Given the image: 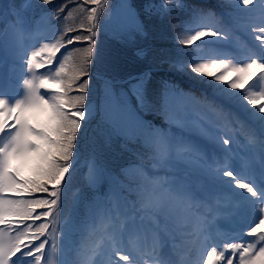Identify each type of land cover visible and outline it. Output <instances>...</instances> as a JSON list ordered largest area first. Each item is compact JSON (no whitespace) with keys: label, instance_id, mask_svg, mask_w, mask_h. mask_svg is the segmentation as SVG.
<instances>
[{"label":"rangeland","instance_id":"1","mask_svg":"<svg viewBox=\"0 0 264 264\" xmlns=\"http://www.w3.org/2000/svg\"><path fill=\"white\" fill-rule=\"evenodd\" d=\"M39 1L0 0V34L6 43L5 45L0 42V72L7 75L5 78L7 89L0 94V97L7 98L6 103L8 104H15L26 98V80L38 83L42 76L48 77L50 80L63 79L66 75H71L76 68L82 67L85 74L76 81L68 95L71 97L83 96L85 110L89 109L86 110V117L81 118L82 126L78 134L81 131L83 134L77 135L74 155L69 161V172L66 173L65 180L59 186V200L64 199L66 202L58 204V200L55 212H53L54 209L48 210V215L53 212L51 219L45 222L37 220L45 210L42 209V212H38L39 207L34 209L33 218L23 221L25 226H28V235L21 242L28 243L29 241L24 240L32 239L33 233H36V237L41 235L37 232L41 225L45 226L43 230L50 225L57 230L62 224L67 223L64 225L68 228L65 230L67 234L78 233L76 229L70 227V222L82 223L80 214L81 212L85 213V209L77 208L68 197L73 196L72 199L74 201L77 199L79 206H82L89 198L94 199L99 195V192L96 194L99 189L106 190L108 188L111 190L105 174L112 171L127 173L125 176L129 181L140 180L144 177L142 187L149 194H145L144 204L138 203V206L133 208L124 200L112 195L113 208H109V213L103 216H113L119 213L124 226L119 227L113 218L107 219L105 222L108 223L109 228L107 231L103 229V232L111 239H108V242L111 241L112 244L118 246L107 244V241H104L98 232L100 235L89 243L91 247L86 246L88 255L86 252V254L82 253L85 264H92L93 260L89 258L93 257V254L103 263L105 256L93 253L92 250H99L102 253L105 249L113 250L116 255L119 253L117 257L106 256L109 264H126L133 263V261L138 263L139 261L121 249L119 242L116 241L119 234L126 235L133 242L136 241V231L140 230V225L144 230L147 228L146 225L151 227L152 223L156 224L170 234L174 241L180 237L187 239L190 235H194L195 238L198 237L197 242H199L204 236L200 231L201 224L198 221V215L194 214L187 202V199L191 200L193 183L198 188L202 187L207 197L223 196L224 200H227L225 205L218 204V207L222 206L229 212L226 216L234 215L235 217L232 220L218 218L215 224L222 223L227 226L228 223H231V225H235L238 221L250 229L259 218H264L262 210L264 201L261 200L264 199V123L252 116L251 113L256 111V108L239 95V93L244 95L259 94L264 91V80L257 76L250 80L243 89L232 90L230 84L226 82H216L207 75L193 71L195 66L208 64L212 60H222L231 65L242 66L250 62L252 58L259 57L261 54L260 41L255 37L264 35V33L256 31L264 27V0H252L247 5L243 3V0H238L239 4L224 2L226 0H215L216 6L222 10L223 8H237L241 5L245 7L246 11L245 14L235 15L234 12L225 10L226 12L222 16L226 18V21H220V24L213 20H200L197 24L194 23L193 26L184 28L180 21L190 17L193 12L182 13L181 17L170 14L169 21L160 22L168 21L163 26L166 30L158 32L162 30L153 28V35H158V39L163 41L176 38L174 39L176 43H157L154 47L155 51L145 50L144 47L147 43L140 42L136 10H133V17L136 20L133 23L122 22L119 15L116 14L124 6V2L128 3L126 0H98L95 3L93 0H82L77 4L75 0H69L64 4V0H51V2H57V5L63 4L59 11L62 14L61 21H64L70 30L68 34L64 31L60 33L58 28L49 29L47 24L42 23L27 31L17 22L16 5H20L22 10L28 9L31 12L35 7L40 8L37 3ZM130 1L132 5L128 3V7L136 8L132 0ZM178 2H181L182 5L185 4L181 0ZM6 15H11L13 19L7 17V20L11 19L16 25H2ZM217 15L220 16V13H216V17ZM175 17H177L180 27L175 24ZM204 21H207L208 24H204ZM198 31H214L218 35L215 37L205 36L193 41L197 44L195 48L199 50L196 54L198 58L195 59L196 61L199 59V61L195 62L192 60L194 49L188 45L192 43H189L191 37ZM84 36L91 37V39L86 41L83 39ZM149 43L152 44V41ZM142 45H144L142 47L144 49L140 51L138 48H141ZM46 46L47 49L56 47L59 50L55 62L51 65V70L48 66L30 70L26 66L27 57L32 51H40ZM89 48L92 49L91 55L88 54ZM47 49L40 59L47 57ZM156 49L158 50L156 51ZM7 53L11 54L7 55ZM126 55L132 57L131 60L124 61L123 58ZM180 55L188 56V62L181 64L180 58H178ZM165 60L169 63L152 66L154 63ZM173 63L178 64L173 65ZM61 68L64 71L61 72L60 77H56V71ZM143 68L146 69L144 72ZM159 68L179 74L187 81V84L208 89L212 97L219 98L218 103L221 111L203 106L190 98H183L184 95L177 92L180 91V84L175 83L174 79L165 83L152 77L154 71ZM148 69H151V72ZM203 71L219 74L222 69L206 67ZM131 73L138 74L125 79ZM146 73L150 74L146 75L147 78L144 75ZM227 75L229 80L235 78V73L232 71H229ZM84 81L88 82V87L81 92L79 85ZM40 92L46 98H51L53 95L51 92H45L44 89H40ZM168 97L176 103V108L171 107ZM261 103H264V100L257 101L258 105ZM113 104L126 110L132 109L135 116L133 115L131 120L129 118L121 124L120 121L114 120L110 116L108 108ZM164 124L174 125L183 131L187 138L180 137L179 134L172 138L168 135L163 137L161 134H157L156 140L159 141L157 154L149 143L153 142V138L146 140V144H141L138 141L139 138L147 139L151 127H160ZM92 135L93 138L86 139V136L91 137ZM121 135L134 137L135 141L118 140L117 137ZM224 140H228L229 143L225 145ZM107 141L111 142L108 146L106 145ZM116 142L118 145L115 144ZM7 143L6 135H0V146H5ZM81 145L84 148H81ZM95 147L101 153L93 156ZM87 149L92 152H86ZM154 154L160 156L159 160H154ZM96 159L100 160L99 167L103 172L102 179L99 181L95 176ZM140 169L145 172L139 173ZM229 171L234 173V176L230 177L225 174ZM190 175L192 181L187 179ZM236 179L253 186L258 193L257 196H252L246 189L239 188ZM116 181L119 182V180ZM146 181H150V183ZM80 185L91 187L92 193L79 191V189H77L78 193L75 192ZM51 190L52 187H49V192L46 195H40L39 198L36 196V200H51L49 199ZM104 194L108 195V191H105ZM200 194L204 195L202 192ZM1 196L6 200H19L11 191H5L0 194V198ZM236 197L246 198L247 201L235 206L231 203V199ZM125 198L128 200L127 196ZM30 201L32 200L30 199ZM256 201L259 202L254 205ZM157 202L165 211H154L150 207ZM125 209L126 215H123L122 211ZM123 216L126 221H123ZM4 219L7 223L0 224V227H9L11 241H14L19 228L13 224L21 223L20 219L12 224H9L13 221L10 216H5ZM259 229H264V226L257 230ZM77 235L80 236V233ZM100 237L101 240H98ZM52 238L51 243H47L46 248L40 249L38 252L39 257H47L46 261L39 260L40 264L41 261L42 264L75 263L77 252L69 251L73 245L72 240L60 241L55 240L54 236ZM86 241L83 239L78 244L85 245ZM32 242H35V239ZM41 243L39 242L35 247ZM258 243L260 244L259 248L263 247L260 240ZM74 250L76 251V249ZM258 251L259 249L256 255ZM51 254L55 256L56 260ZM123 255H128L129 260L120 259ZM232 258L236 260L234 264H239L238 256H232ZM34 264H38L37 261Z\"/></svg>","mask_w":264,"mask_h":264},{"label":"snow or ice","instance_id":"2","mask_svg":"<svg viewBox=\"0 0 264 264\" xmlns=\"http://www.w3.org/2000/svg\"><path fill=\"white\" fill-rule=\"evenodd\" d=\"M43 2L47 4L51 0H43ZM93 2H98V0H93ZM251 2L252 0H243L245 5ZM256 31L264 33V27ZM217 35L218 33L214 31H198L191 37L189 43L201 37ZM255 38L260 41L261 54L259 57L252 58L250 62L242 66H235L222 60H212L208 64L195 66L193 71L207 75L216 82H226L230 84L232 90L243 89L250 80L257 76L264 80V35H257ZM83 39L87 41L91 37L84 36ZM46 49L47 46L40 51H32L27 57L26 66L30 70L41 69L45 66L51 70V65L55 62L59 50L56 47L47 49V57L40 59L44 56ZM91 53L92 49L89 48L88 54L91 55ZM206 67H216L222 71L219 74L211 71L204 72L203 69ZM62 71H64L62 68L57 70L56 77H60ZM229 71L235 73L234 79L229 80L227 75ZM84 74L85 70L78 67L71 75H66L63 79L50 80L48 77L42 76L38 83L26 80L27 95L23 101L8 104L4 99H0V135H6L8 139L5 146H0V194L5 191L48 193L49 185H52L50 195L55 197L51 200L38 199L34 201L22 199L11 201L0 198V224L7 223L4 219L5 216L19 217L21 223L33 218V205L46 207L49 211L57 205L60 199L59 186L65 180L66 173L69 172V161L74 155V144L82 126L81 118L86 117L83 105L84 97H71L68 93ZM87 87L88 82L84 81L80 83L79 91L83 92ZM40 89L53 93L52 97L46 98L41 94ZM239 95L256 108V111L251 113L252 116L264 123V115H259L264 114V103L257 104V101L264 100V91L259 94L244 95L239 93ZM223 142L225 145L229 143L228 140ZM225 174L230 177L234 176L231 171ZM236 184L239 188L246 189L252 196H257V191L249 183H243L236 179ZM261 200L264 201V199ZM150 207L154 211H165L159 202L150 205ZM49 211H45L41 215L46 217ZM261 226H264V218H259L248 229L247 234L256 235L259 240L264 241V231H257ZM44 227L41 225L37 232L42 235ZM27 235L28 226H25L24 231L18 232L14 241H5L0 233V264H17V260L9 259L17 254L23 264V258L33 256L34 250L39 252L44 248V244L41 243L34 249L31 240L28 243H22L21 241ZM32 238H37L36 233L32 234ZM228 247L232 250V255L228 256L224 251H217L216 247H212L207 253L206 264H220L221 261H224V264H234L232 256L236 255L238 250L239 264H257L258 261H264V247L259 248L258 254L254 258L253 253L250 252L251 246L243 247L241 244L231 243ZM34 259L38 261L39 256H35ZM120 259L128 261L129 256L123 255ZM201 264H205V262L202 261Z\"/></svg>","mask_w":264,"mask_h":264},{"label":"trees","instance_id":"3","mask_svg":"<svg viewBox=\"0 0 264 264\" xmlns=\"http://www.w3.org/2000/svg\"><path fill=\"white\" fill-rule=\"evenodd\" d=\"M69 0H64L63 4L68 2ZM80 1L82 0H75V3H80ZM183 1L185 4H181V2H178V0H132L133 5L137 8L142 20H143V24H144V32L145 34L139 32L140 35V42H145L147 43L144 47V45L141 46V48H138L140 50H143L145 48V50H152L155 51V44L157 43H168V42H172V43H176L174 39L176 38H172L170 41H163L158 39V35H153V28L158 30L161 29L162 31H158V32H163L166 29L163 28V26L166 24V22H168L169 20V15L173 14L174 16L177 17H181L182 13H190L193 12L190 17L188 18H184L182 21H180V23L185 27L187 26H191L194 22L201 20V17L197 18V15L200 14V9H207L208 7H216V1L215 0H181ZM145 2V3H144ZM224 2H228V0L224 1ZM40 5V8H34L31 12L37 11V10H48L51 15H52V20H56V22H58V29L60 30V33H63V31L68 34L69 33V29L67 28V26L65 25V22L61 21L62 19V14L59 11V9L62 8V5H57V2H50V3H44L43 0H40L39 2H37ZM163 7V9H162ZM66 15H68V13H66ZM177 17H175L176 22L175 24L177 26L180 27V23L177 20ZM168 20L166 22L160 23L162 21ZM170 31V30H169ZM138 35V36H139ZM179 36V35H176ZM150 41H152V44L149 43ZM191 48H193V52H195V45L193 44V41L190 45ZM144 47V48H142ZM158 49H156L157 51ZM197 53V52H196ZM132 55V52H131ZM132 57H128L127 55L123 58L124 61H129L131 60ZM177 58V57H174ZM179 62L181 64L187 63L189 60L188 56H181L178 57ZM193 61L196 62V60L194 59V55L192 58ZM168 61H163V62H157L152 64V66H157L158 64H168ZM178 64V63H175ZM173 63V65H175ZM146 70L145 68H143L142 71ZM147 75V74H145ZM173 76H175V78H173ZM152 77L157 78L158 80H162L165 83L168 82L169 80L174 79L175 83L180 84L179 87L181 90H186V91H190L192 92L196 98H202V97H206L207 95V89L205 90L204 88H198L195 85L192 84H187L186 80L181 77L179 74L172 72V71H168L165 68H159L158 70H155ZM147 78V76H146ZM83 131H81L78 136L82 135ZM93 134V132H92ZM131 141H135V139H131ZM138 141L141 144H146V139L143 138H139ZM81 148H84L83 145L80 146ZM49 187H52V185H49ZM47 193H41V192H35V193H24V197L26 199H28V201H30V199L32 201L36 200V196L39 198L40 195H46ZM52 199V196L50 195V198ZM34 208L38 209V207H36L35 205H33ZM42 209H46L42 206L41 209L38 210V212L42 211Z\"/></svg>","mask_w":264,"mask_h":264},{"label":"bare ground","instance_id":"4","mask_svg":"<svg viewBox=\"0 0 264 264\" xmlns=\"http://www.w3.org/2000/svg\"><path fill=\"white\" fill-rule=\"evenodd\" d=\"M128 6H129L128 3H127V2H124V6L121 7V8L117 11L116 14L119 15V17L121 18L122 22H125V23H133V22L136 21V20H135V18L133 17V10H132L130 7H128ZM2 71L4 72V70H2ZM2 92H4V85L0 88V94H1ZM0 99H4V100L6 101L7 98H2V97H0ZM88 109H89V108H88ZM88 109H86V110H88ZM108 111H109V113H110V116H111L114 120H118V121H120L121 124H123L124 121H125V120H128L129 118H130V120H131V118H133V115H134L132 109L126 110V109H123V108L119 107V106L116 105V104L111 105V106L108 108ZM260 115H264V114H260ZM134 116H135V115H134ZM259 122H260V121H259ZM93 137H94L93 135H92L91 137H90V136H89V137L86 136V139L89 140V139H91V138H93ZM255 142H256V141H255ZM213 161L216 162L215 160H213ZM216 163H219V162H216ZM95 176H96V178H97L98 181L102 178V175H101V174L98 172V170H96V169H95ZM52 199H53V198H52ZM202 205H203V203H202ZM202 205H201V206H202ZM201 206H200V207H201ZM205 207H206V205L204 204L203 207L200 208V209L198 210L199 213L201 212V213H200V219H201V220L205 219L203 215H205V216L208 215V214H203V213H202L203 211L206 210ZM213 208H215V206H214ZM262 210L264 211V207L262 208ZM209 216H211V215L209 214ZM0 233H2V235H3V239H4L5 241H11L12 236H10V235L8 234V232H7L6 229H0ZM230 237H231V236H230ZM125 239H126V238H124V235H123V236H122V242H124ZM232 239L236 240L235 243H237V244H241L243 247H249V246H251V247H250V252L253 253V251H254V247H255V244L253 243L252 239H250V238L248 237L247 232H243V233H241V234H238L237 236L233 237ZM232 239H231V240H232ZM165 242H166V244H165V246H166V245L168 244V241L166 240ZM159 243H161V245H160ZM162 243H163V241L159 242L157 239H156L155 242H154L155 246H157L158 248H162V247H163V246H162ZM213 244H214V243H213ZM113 245H114V244H113ZM223 245H224V243H223ZM228 245H230V244H227L226 246H222V249H221V251H224V252H225V255H226V256H228V254H229L230 251H231V249L228 247ZM115 247H116V245H115ZM237 252H239V250H238ZM101 255L105 256V259L103 260V261H104L103 264H107V263H108V260L106 259V258H107L106 256L111 255V256H113V257H117V255L114 253L113 250H106V249L101 253ZM151 261H152V259L148 258L146 263H141V264H149V263H151ZM34 262H35V261H32L31 263H34ZM18 263L21 264V261H19ZM23 263H24V262H23ZM98 263H102V260H99L98 258H96L94 261H92V264H98ZM133 264H136V263H133ZM197 264H201V263H197ZM220 264H223V263H220ZM259 264H261V263H259Z\"/></svg>","mask_w":264,"mask_h":264},{"label":"water","instance_id":"5","mask_svg":"<svg viewBox=\"0 0 264 264\" xmlns=\"http://www.w3.org/2000/svg\"><path fill=\"white\" fill-rule=\"evenodd\" d=\"M127 1H128V3H129L130 0H127ZM133 10H135V9H133Z\"/></svg>","mask_w":264,"mask_h":264}]
</instances>
